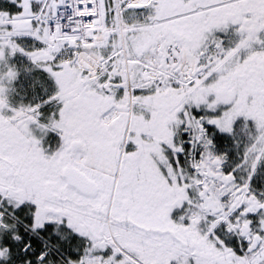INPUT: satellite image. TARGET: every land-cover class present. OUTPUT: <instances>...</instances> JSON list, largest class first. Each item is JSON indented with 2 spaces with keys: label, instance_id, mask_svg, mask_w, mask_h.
Listing matches in <instances>:
<instances>
[{
  "label": "snow or ice",
  "instance_id": "snow-or-ice-1",
  "mask_svg": "<svg viewBox=\"0 0 264 264\" xmlns=\"http://www.w3.org/2000/svg\"><path fill=\"white\" fill-rule=\"evenodd\" d=\"M0 264H264V0H0Z\"/></svg>",
  "mask_w": 264,
  "mask_h": 264
}]
</instances>
